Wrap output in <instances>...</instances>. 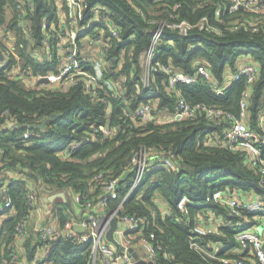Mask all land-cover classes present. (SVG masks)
<instances>
[{
	"label": "trees",
	"instance_id": "1",
	"mask_svg": "<svg viewBox=\"0 0 264 264\" xmlns=\"http://www.w3.org/2000/svg\"><path fill=\"white\" fill-rule=\"evenodd\" d=\"M24 1L21 17L15 0H0V26L7 25L6 30L15 41L12 51L0 40V48L10 58L0 67V183L8 184L15 208L1 228L0 264H19L23 257L31 263L37 258L39 244L32 247L33 236L27 239L30 250L24 255L20 253L17 259L13 257L17 226L26 217L28 231L30 227L28 190L41 193L43 187L67 189L97 202L104 192L94 177L104 173L118 180V198L110 200L105 208L110 214L122 204L132 186L130 164L141 148L149 153L145 179L123 202L119 217L135 216L146 222V236L154 234V244L161 247L156 264H237L238 259L245 264H259L236 241V233L249 225L223 226L219 234L200 235L194 230L206 221L210 212L230 219L226 206L211 201L215 191H229L240 198L264 196L261 175L247 164V156L231 151L221 142L223 125L207 121L203 116L168 124H158L155 120L140 124L135 122L133 114L148 102L156 105L155 114L175 110L177 97L166 87V74L159 73L149 87H144L139 61L150 42L147 21L159 17L160 12L162 18L174 21L168 13L171 12L194 25L206 17L209 26L221 33L195 27L185 38L177 30L165 29L156 59L188 74H194L198 65H204L214 81L222 84L241 64L248 63L242 62L244 57H251V62L260 67L250 101L251 126L257 129L258 114L264 109V28L252 31L241 25L240 20L252 21L251 15L244 11L231 14L227 0H85L87 14L99 2L111 10L122 39V42L114 40L108 53L102 54L104 61L110 63L106 77L122 82L123 87L118 91L121 98L103 88L98 89L99 101L86 93L82 84L54 86L50 90L44 86L30 89L12 75L15 68L30 78L59 72L62 60L58 58L57 45L60 37L75 29L65 0ZM60 9L67 16L63 24L58 15ZM22 21L26 28L20 27ZM45 21L47 28L43 30ZM89 32L93 37L96 35L93 28ZM131 37L136 40L129 41ZM48 47L52 57L47 59L44 52ZM84 66L92 72L90 64ZM245 89V80L233 82L222 94L215 93L204 79L195 85L179 86L181 95L192 104L204 103L236 114ZM52 115L58 118L51 119L45 129L30 128ZM106 126L114 131L111 136L95 134V127L100 131ZM75 143L81 145L73 151L65 149ZM165 159L172 160L176 169L156 164ZM9 171L15 176L7 177ZM183 197L189 200L186 213L178 208ZM75 211L71 199L62 202L56 209L58 226L65 228L77 219ZM30 231L29 235L34 234ZM217 245L221 248L215 250ZM213 251L216 258L208 255ZM90 260L91 244L67 237L53 241L48 256L52 264H89Z\"/></svg>",
	"mask_w": 264,
	"mask_h": 264
},
{
	"label": "built area",
	"instance_id": "2",
	"mask_svg": "<svg viewBox=\"0 0 264 264\" xmlns=\"http://www.w3.org/2000/svg\"><path fill=\"white\" fill-rule=\"evenodd\" d=\"M68 4L71 24L75 28L72 32H66L60 37V43L57 45L58 58L62 60L59 66V72H49L45 75H39L31 78L39 81L42 78H48L53 86L79 85L84 86L85 92L101 100L98 89L106 88L114 93L115 97L121 98L119 89H122V82L115 78L106 77V68H110L109 61H104L102 54L108 53L112 47L113 41L122 42L120 33L115 28L113 15L111 10L101 2L93 5L91 13L85 12V0H65ZM158 2L159 0H154ZM229 2L228 11L233 14L239 11H244L251 15L252 21L240 20L241 25H245L252 31H258L264 28V0H227ZM16 8L20 11L23 17L24 0H15ZM179 5L175 8L178 9ZM170 13L174 20H166L161 17L150 18L147 23L149 33L151 35L148 46L141 52L139 56L141 66V82L144 87H149L152 80L159 74L165 73L167 76L166 87L169 92L174 93L177 97V102L174 112L168 113L166 110L155 114L156 105L154 102H148L140 106L133 114L136 123H147L155 120L158 124L175 123L184 120H194L198 116H203L207 121L214 122L218 125H223L220 140L225 146L234 152H241L247 156V164L254 169H257L261 175V184L264 187V109L261 110L257 117V129L251 126V111L250 101L252 98V86L260 72V67L255 62L241 64L231 78L219 84L214 81L210 71L204 65H198L194 74H188L183 71L175 70L170 64L164 63L156 59V51L160 44L162 34L165 29L177 30L179 35L187 38L191 31L198 27L201 31L209 30L215 33H221L218 29L209 26L208 19L204 17L197 25L191 24L187 20H180L179 16ZM218 16L221 11L218 10ZM61 24L67 21V16L60 9L58 12ZM180 21H178V20ZM237 23V25H239ZM24 21L20 23V27L26 28ZM47 22L43 23V30H46ZM93 28L94 37L91 36L89 30ZM95 38V39H94ZM12 40V38L10 39ZM135 37H131L129 41H135ZM81 42V44H80ZM7 47V46H6ZM65 47V49L63 48ZM194 47V46H193ZM8 49L14 51V45L8 46ZM0 53L4 56V60L0 61V67L10 60L9 54L4 48H0ZM45 58L52 57V51L48 47L44 52ZM84 64H90L92 72L85 69ZM23 77H28L27 73ZM21 76L17 77L20 79ZM30 78V77H28ZM205 80L212 90L217 94H222L226 89L232 86L233 82L245 80L246 89L242 93L240 110L236 114L227 111L221 107L211 106L204 103L192 104L188 102L179 91V86L195 85L200 80ZM7 114V112L5 113ZM95 134H100L103 137H109L113 134V130L106 126L94 128ZM98 132V133H97ZM2 131L0 130V136ZM81 143L69 145L65 149L73 151L77 149ZM62 154V153H61ZM149 163V153L145 148H141L132 158L130 170L133 173V182L129 192L126 194V201L132 192L140 185L144 178ZM160 166L169 169H176V164L165 159L157 161ZM155 164V163H154ZM94 181L102 187L104 194L95 202L91 198L83 199L77 195L75 202L81 208L80 217L72 222H69L65 228H60L58 223L38 224L35 227L37 235L38 250L40 255L28 264H52L48 262L49 252L52 242L60 237H67L81 244H91V260L89 264H135L136 260L152 261L156 264L158 251L161 250L159 245H155V235L146 236L144 232L146 222L135 216H121L119 211L122 204L111 212L108 217L102 219L96 211V204L106 208L110 200L118 198V180L107 177L104 173H100L94 177ZM7 183H0V236L1 228L4 223V218L14 212L13 201L9 195ZM215 204L226 206L229 211L230 219L216 217L213 212L208 213L206 221L196 225L194 229L200 235L209 233L219 234V229L223 226H250L248 229H242L236 233V241L241 245L242 251L253 254L259 264H264V196L240 198L237 194H232L229 191H215L210 197ZM40 194L35 190H28L26 194L27 207L31 209V215L40 210ZM189 203L188 198L183 197L178 208L183 213H186V206ZM116 216L119 223L126 224L124 230L118 229L120 236L119 242L125 248L123 252L116 256L117 250L115 246L109 243L106 239V233L109 229L110 218ZM252 217V218H251ZM220 221V223H218ZM80 224L85 230L83 233H78L74 230V225ZM27 218L24 217L16 228L17 237L21 241H26L29 237L27 229ZM214 226V228H211ZM262 228V230L260 229ZM18 245V244H17ZM16 245V246H17ZM221 246L214 248L220 249ZM18 249L13 252V257L18 258ZM129 249L136 252L137 259L133 260ZM211 258H216L215 253L208 254ZM224 263H229V260L223 259ZM27 262V259H26ZM237 264H245L244 260H236Z\"/></svg>",
	"mask_w": 264,
	"mask_h": 264
},
{
	"label": "crops",
	"instance_id": "3",
	"mask_svg": "<svg viewBox=\"0 0 264 264\" xmlns=\"http://www.w3.org/2000/svg\"><path fill=\"white\" fill-rule=\"evenodd\" d=\"M252 59L251 57H244L242 59V62H251ZM7 177H13L15 176V173H13V171H9L7 174H6ZM41 193L40 194V197H41V200H40V210L38 212H34L31 216V221H30V227H29V231L31 229L30 232L34 231V234L35 235V238L34 240L32 241V247H36L37 246V235H36V231H35V227L38 226V224H45V223H58V220L56 218V220H53L51 221V215L56 212V209L59 207V205L62 203V202H66L69 199H71L72 201V204L73 206L75 207L76 211H75V214H76V217H77V220L78 218L80 217L81 215V208L79 207V205L76 204L75 202V197L77 195H74L72 191L70 190H67V189H59V188H41ZM58 196L56 199L51 200L50 198L54 197V196ZM62 195H65V198H62L61 196ZM163 207L165 208V203H163ZM96 211L100 214L99 216L104 219L106 217H108L109 213L106 212V209L103 208V207H100L98 204H96ZM13 213V212H12ZM10 213V214H12ZM8 214L5 218H4V222H6V220L8 219V216L10 215ZM218 223H220V221H218ZM124 225L123 223H119V230H124ZM109 227H110V224H109ZM211 228H214V226H211ZM32 235L30 234L29 237H31ZM34 237V236H33ZM16 245H17V248H20V250L18 249L19 251V257H21L20 253L22 255L26 254L25 252L28 251V249L30 250V248L28 247L27 245V240L26 241H21L18 239V237L16 236ZM38 255H40V252L38 251ZM23 257V256H22ZM24 259L22 260L21 263L19 264H28V262H26V258L23 257Z\"/></svg>",
	"mask_w": 264,
	"mask_h": 264
},
{
	"label": "water",
	"instance_id": "4",
	"mask_svg": "<svg viewBox=\"0 0 264 264\" xmlns=\"http://www.w3.org/2000/svg\"><path fill=\"white\" fill-rule=\"evenodd\" d=\"M4 60V56L0 53V61ZM49 84L50 80L48 78H42L41 80H39V84ZM58 116L57 115H52L50 118H46L45 120H43L40 124H33L30 125L31 129H45L47 123L51 120V119H57ZM58 196H54L52 198H50L51 200L54 201V199H56ZM62 198H65V195L61 196ZM124 227L126 228L127 225L125 224ZM118 228H119V220L116 216H113L110 218V227L106 233V239L109 243L113 244L117 250L116 256H119V254L121 252H123L125 250V248L121 245V243L119 242L120 236L118 234ZM262 230V228H260ZM74 230L78 233H83L85 228L80 225V224H75L74 225ZM132 257L133 260L137 259V255L136 252L133 249H129L128 251ZM135 264H155L152 261H146V260H136Z\"/></svg>",
	"mask_w": 264,
	"mask_h": 264
},
{
	"label": "rangeland",
	"instance_id": "5",
	"mask_svg": "<svg viewBox=\"0 0 264 264\" xmlns=\"http://www.w3.org/2000/svg\"><path fill=\"white\" fill-rule=\"evenodd\" d=\"M10 16V15H9ZM6 26H0V40L5 44V46H13L15 44V41L14 40H10L11 38H13V35H10V33L7 32L6 30ZM12 75L14 77L17 78V76H21L20 80H23V82L25 83V86L27 88H30V89H37L39 87H43V88H46L47 90H50V89H53L54 86L52 85V83H49V84H39V81H35L31 78H28V77H23V74H21V71L19 70V68H15L13 71H12ZM145 179V177H144ZM57 218V215H56V212H54L52 215H51V221L53 220H56ZM125 229V228H124ZM32 236H34L35 238V235L32 234ZM219 246V245H217ZM217 246H215V248H217ZM212 253H215V251H213Z\"/></svg>",
	"mask_w": 264,
	"mask_h": 264
}]
</instances>
